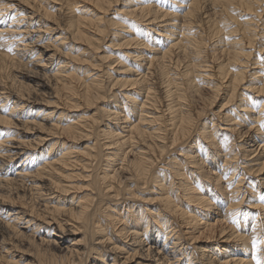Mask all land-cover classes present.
<instances>
[{
	"label": "bare ground",
	"instance_id": "6f19581e",
	"mask_svg": "<svg viewBox=\"0 0 264 264\" xmlns=\"http://www.w3.org/2000/svg\"><path fill=\"white\" fill-rule=\"evenodd\" d=\"M261 14L0 0V264H264Z\"/></svg>",
	"mask_w": 264,
	"mask_h": 264
},
{
	"label": "rangeland",
	"instance_id": "374dc122",
	"mask_svg": "<svg viewBox=\"0 0 264 264\" xmlns=\"http://www.w3.org/2000/svg\"><path fill=\"white\" fill-rule=\"evenodd\" d=\"M120 1H123V0H120ZM117 7H119V4H117V5H114L113 6V9H110L109 11H108V13L105 15L106 16V18H113L114 16L112 15V12H113V10L115 9V8H117ZM261 18L259 19V22H258V28H261V24H263L264 23V16H262V14H261V16H260ZM109 28H111V26L109 27ZM121 30V29H120ZM154 36H155V34H153ZM109 36H110V33H109V35H107V37L105 38V41H104V44H100V47H99V52L100 53H98V54H104V52L105 51H109V47H107L106 45H108V43H109ZM258 43H259V41H258ZM115 53L117 52L116 50L114 51ZM122 66H124L125 67V65H127V64H129L130 65V67H131V63H129V61H127V60H122ZM120 70H122V71H120V74H118V75H116V77L117 78H120V77H122L123 79H127L128 77H129V73H127L126 71H123L124 69H123V67H121V69ZM11 72V73H10ZM23 72H25V69L24 68H22V67H20V66H16V67H14V69H13V71L12 70H9V73H8V75L10 74V75H12V77L14 76V75H16V77L14 76V79H15V82L16 83H21V81L22 82H24V83H26V84H29L30 86L29 87H31V88H33V89H35V82L32 80V79H30L29 77L28 78H26V77H23V76H21V74H19V73H23ZM17 74H19L20 75V77H19V75L17 76ZM113 76H115L114 74H113ZM5 77H6V75H5ZM24 78V79H23ZM21 79V80H20ZM23 79V80H22ZM34 82V83H33ZM37 88V87H36ZM40 91H43V93H47L48 92V89L47 88H45V89H41ZM241 91V89H238V92H240ZM245 92V91H244ZM36 97H37V95H36ZM226 102V100H223L222 101V98H219L217 101H216V103H215V106H213L214 108H212V110H219L220 109V107H221V105H223V103H225ZM231 108H233V106L231 107ZM84 110H85V107H82L81 109H79V110H77V111H75V112H73L72 113V116L71 117H75V118H77V116L78 115H83L84 114ZM40 114H42V113H40ZM67 116V115H66ZM66 116H65V118H66ZM22 129L24 130V128L22 127ZM217 132H220V131H217ZM216 132V133H217ZM28 137H33V136H31V135H28ZM42 149V148H41ZM41 151H40V149L37 151V152H35V154L36 155H39V154H41L40 153ZM67 207V206H66ZM73 236V235H72ZM76 238H78L77 236H76ZM20 248V249H19ZM28 248V249H27ZM33 248V247H32ZM32 248H30V246H27V244H22V245H19L18 247H17V249L18 250H16V251H18V252H20V254H29L30 252H31V250H32ZM30 249V250H29ZM34 249V248H33ZM28 253H27V252ZM32 253V252H31ZM30 253V254H31ZM24 260V259H23ZM30 261H32V257L31 256H29V255H27L26 256V261H24V262H21V263H27V262H30Z\"/></svg>",
	"mask_w": 264,
	"mask_h": 264
},
{
	"label": "snow or ice",
	"instance_id": "6c2138e0",
	"mask_svg": "<svg viewBox=\"0 0 264 264\" xmlns=\"http://www.w3.org/2000/svg\"><path fill=\"white\" fill-rule=\"evenodd\" d=\"M235 223V221H233ZM253 247L255 248L256 247V241H255V238L253 239ZM255 259V257H254ZM257 264H260L259 260H257Z\"/></svg>",
	"mask_w": 264,
	"mask_h": 264
}]
</instances>
